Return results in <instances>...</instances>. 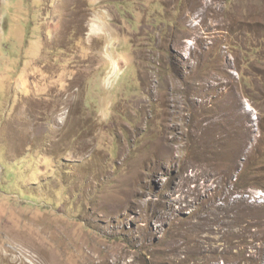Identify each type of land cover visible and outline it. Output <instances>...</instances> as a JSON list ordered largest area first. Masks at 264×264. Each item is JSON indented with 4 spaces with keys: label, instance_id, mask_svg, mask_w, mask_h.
<instances>
[{
    "label": "rangeland",
    "instance_id": "1",
    "mask_svg": "<svg viewBox=\"0 0 264 264\" xmlns=\"http://www.w3.org/2000/svg\"><path fill=\"white\" fill-rule=\"evenodd\" d=\"M0 264H264V0H0Z\"/></svg>",
    "mask_w": 264,
    "mask_h": 264
},
{
    "label": "clouds",
    "instance_id": "2",
    "mask_svg": "<svg viewBox=\"0 0 264 264\" xmlns=\"http://www.w3.org/2000/svg\"><path fill=\"white\" fill-rule=\"evenodd\" d=\"M98 24L104 25L105 31L112 34L113 43H115L119 39V37L115 34V30L111 26V16L106 12V10L104 12L97 10L93 12L89 17V35H94L93 28ZM101 55L105 63L108 65V71L111 72L115 70L118 73V76L115 78V83L118 84L119 78L124 74V70L121 68V64L124 63L126 65H130V56L125 55L123 52H118L114 48H109L107 43L105 44V48L103 49ZM111 107V104H108L104 109L101 110V112L99 113L101 119H109L111 117ZM64 122L65 121L63 119L60 120L61 124H63Z\"/></svg>",
    "mask_w": 264,
    "mask_h": 264
}]
</instances>
